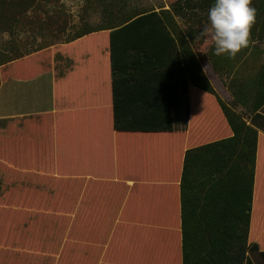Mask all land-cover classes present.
Instances as JSON below:
<instances>
[{"label": "crops", "instance_id": "obj_1", "mask_svg": "<svg viewBox=\"0 0 264 264\" xmlns=\"http://www.w3.org/2000/svg\"><path fill=\"white\" fill-rule=\"evenodd\" d=\"M48 51L50 68H37L32 79L40 85L47 83L54 93L57 90L68 113L75 115L57 116L56 129H61L62 136L58 132L54 138L62 137L63 155L67 156L77 141L90 177H117L120 172L145 177L149 171L150 176L175 178L177 202L175 209H170L166 204L156 208L153 203L146 207L132 202L89 201L78 208L81 212L68 214L67 224L73 233L61 238L52 225L49 227L58 219L57 213L47 212L42 205H25L19 208L22 213L9 218L11 224L16 219L19 224L6 225L8 233L0 236V264H182L179 182L185 152L232 135L216 98L191 85L182 66L147 68L112 78L109 30L92 32L66 44L55 43L23 59ZM56 51L66 57L60 75L54 60ZM12 89L6 77L0 83V92H4L0 96V120L47 115L3 112L10 111L12 97L7 102V96ZM229 96L227 105L232 101ZM259 112L264 115V106ZM172 211L178 241L170 233L155 235L161 225L167 228L171 223ZM16 229L18 233H14ZM151 238H155L154 249L131 248L133 239ZM246 242L245 257L253 264H264L260 256L264 252V131L260 129Z\"/></svg>", "mask_w": 264, "mask_h": 264}, {"label": "rangeland", "instance_id": "obj_2", "mask_svg": "<svg viewBox=\"0 0 264 264\" xmlns=\"http://www.w3.org/2000/svg\"><path fill=\"white\" fill-rule=\"evenodd\" d=\"M176 1L119 0L118 4L124 7L117 11V15L161 9L171 11ZM252 4L253 0L251 7ZM104 6L100 0H61L57 4L47 6L45 9L48 12L57 13L54 17L59 23L65 22L66 30L63 33L49 31L45 24L41 25L46 19L43 13L34 11L24 15L12 34L0 32V60L16 53H33L46 43H63L71 38L72 33L81 24H103L100 17ZM108 16L109 13H106L105 17ZM173 23L175 26L171 31L178 43L189 45L205 75L214 84L218 97L224 103H227L226 100L230 97V90L234 89V81L247 80L264 65V31H260V26L253 31L251 29L249 46L235 57L229 58L226 54L215 55L214 43L208 35H202V29L208 24V10L202 11L196 4L184 6V11H179L174 16ZM65 51L64 49L63 53ZM41 60L48 61L47 58ZM10 63L0 65V71ZM11 70L13 71V68ZM35 70L36 66H32L30 70H23L22 74L15 75L14 72L8 74L13 89L10 90L12 94L7 96V102L12 98L10 111L6 109L3 112H11L13 115L21 112L28 115H31L30 113L47 115L0 120V236L8 233L6 225L19 224L17 219L11 224L9 218L22 213L23 210L19 208L25 205H42L40 207L46 208L47 212L57 213L58 219L50 223L49 227L52 225L54 233L60 238L73 233L71 224H67L68 214L81 212L82 210L78 208H82V205L89 201L100 200L107 204L132 202L146 207L153 203L156 208H162L166 204L168 208L175 209L177 202L175 178L150 176L149 171L145 173L148 174L145 177L128 176L124 172L123 174L120 172L117 177H106L102 174L90 177L87 171L88 163L83 159L80 143L77 141L72 147L73 150L67 156L63 155L62 137L54 138L58 132L61 135V129L60 131L56 129L59 120L57 116L62 114L63 118L70 113L65 102L61 101L62 97H57V90L54 93L53 87H49L47 83L43 82L40 85L32 79L37 74ZM3 93L0 92L1 98ZM229 106L236 111L240 108L241 110L237 112L246 113L234 99ZM54 109L57 110L51 112ZM45 149L48 153L44 155ZM165 182L170 183L168 192L165 189L167 185ZM172 215L173 211L169 216L171 223L167 228L161 225L155 230V235L170 233L169 236L178 241L180 235ZM159 218H163L162 212ZM14 233H18V230H14ZM162 241L164 242V239ZM131 242L133 249L151 250L155 247V238L148 241L133 239Z\"/></svg>", "mask_w": 264, "mask_h": 264}, {"label": "trees", "instance_id": "obj_3", "mask_svg": "<svg viewBox=\"0 0 264 264\" xmlns=\"http://www.w3.org/2000/svg\"><path fill=\"white\" fill-rule=\"evenodd\" d=\"M60 1L0 0V32L12 34L21 18L34 11L46 16L41 25L45 24L49 31L65 32V22L59 23L54 17L57 13L45 9ZM100 2L105 4L100 17L104 23L81 24L64 44L92 32L109 30L112 78L146 71L147 68L182 66L191 85L216 98L232 131L228 138L185 152L179 182L182 264H253L249 257H245V252L248 249L246 239L256 140L258 130L264 131V115L259 112L264 106V65L247 80L233 82L232 99L246 110V113L237 112L218 97L192 49L187 44L180 45L171 31L175 26L174 16L184 11V6L196 4L205 11L214 0H177L171 11L149 10L122 16L117 15V11L124 7L118 4L119 0ZM252 6L256 9V19L251 29L260 26V31H264V0H253ZM106 13H109L108 17H105ZM54 44L46 43L34 52ZM30 54L16 53L1 59L0 65L15 63L4 68L3 73L0 71V82L9 78V73L22 74L32 66L50 68L52 57L49 51L23 59ZM54 60L59 65L56 69L60 75V67H66V57L56 51ZM149 61L152 63L147 65ZM43 153L47 154V149ZM260 256L264 257V252Z\"/></svg>", "mask_w": 264, "mask_h": 264}, {"label": "clouds", "instance_id": "obj_4", "mask_svg": "<svg viewBox=\"0 0 264 264\" xmlns=\"http://www.w3.org/2000/svg\"><path fill=\"white\" fill-rule=\"evenodd\" d=\"M256 19L251 0H214L208 10V24L202 35L214 43V54L235 57L250 43V32Z\"/></svg>", "mask_w": 264, "mask_h": 264}]
</instances>
